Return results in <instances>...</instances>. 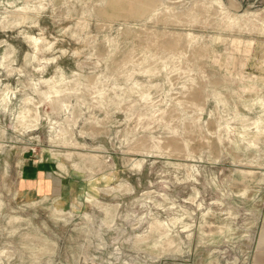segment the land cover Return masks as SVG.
Returning <instances> with one entry per match:
<instances>
[{"label":"rangeland","instance_id":"obj_1","mask_svg":"<svg viewBox=\"0 0 264 264\" xmlns=\"http://www.w3.org/2000/svg\"><path fill=\"white\" fill-rule=\"evenodd\" d=\"M118 1L0 0V264H251L264 0Z\"/></svg>","mask_w":264,"mask_h":264},{"label":"crops","instance_id":"obj_2","mask_svg":"<svg viewBox=\"0 0 264 264\" xmlns=\"http://www.w3.org/2000/svg\"><path fill=\"white\" fill-rule=\"evenodd\" d=\"M43 182H40V177H35V181L29 182L28 185L30 187L24 190V193L27 195H39L41 193L40 185ZM46 184L43 183V186ZM256 248L252 255V262L251 264H264V215L260 223V227L258 230V236L256 240Z\"/></svg>","mask_w":264,"mask_h":264},{"label":"bare ground","instance_id":"obj_3","mask_svg":"<svg viewBox=\"0 0 264 264\" xmlns=\"http://www.w3.org/2000/svg\"><path fill=\"white\" fill-rule=\"evenodd\" d=\"M133 0H130V2H132ZM117 2H119L118 0H117Z\"/></svg>","mask_w":264,"mask_h":264}]
</instances>
